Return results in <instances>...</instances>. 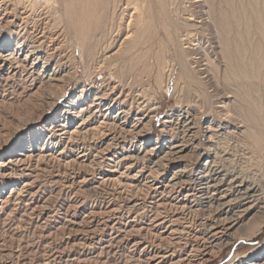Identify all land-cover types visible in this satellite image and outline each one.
I'll list each match as a JSON object with an SVG mask.
<instances>
[{"label":"bare ground","instance_id":"bare-ground-1","mask_svg":"<svg viewBox=\"0 0 264 264\" xmlns=\"http://www.w3.org/2000/svg\"><path fill=\"white\" fill-rule=\"evenodd\" d=\"M8 1L2 0L3 15L0 12L3 99L13 95L6 100L22 101L26 97L25 101H33L37 107L53 108L79 74L78 55L81 65L92 62L95 66L90 69L89 83H83L49 121L22 139L29 143V151L33 142H41L37 154H23L25 158L14 160L16 168H5L13 163L8 162L1 169L2 179H6L17 174V166L22 167L20 177L33 178L22 187L42 179L51 187L60 184L64 188L41 204L36 200L38 191L31 193L23 215L38 212V224L33 227L30 218H22L15 228H8H20L26 235L12 250L17 262L2 253L6 245L0 243V264H110L101 257L111 258L126 247L131 233L127 228L133 230L143 218L154 228H163L165 234L170 232L168 238L157 234L158 243L151 235L147 240V235L144 250L149 251L148 260L128 255L129 264H148L154 259L156 264H192L193 258L206 264V255L220 253L237 241H252L263 232L264 0H45L46 7L49 2L56 4V19L51 14L55 20L50 19L49 26L39 13V21L34 20L32 30L25 34L20 29L13 31L15 21L8 20V15L16 16L20 7L21 13L28 12L27 17L19 15L26 28L24 24L39 12L40 0L9 1L12 9ZM4 28L6 35L1 34ZM41 37L52 44L45 45ZM155 64L162 67L163 74L159 68L154 71ZM105 71L110 76L96 88L97 77ZM153 73L157 90L165 87L166 80L177 79L176 106L161 120L157 134L152 130L160 106L149 102L157 98L158 91L146 87ZM113 82L118 84L111 85ZM118 87L126 93L122 100L120 94L113 97ZM81 116L82 121L73 126L74 119ZM56 131L65 142L61 154L67 148L82 149L77 157L84 159L65 162V170L54 164V152L45 153L47 148L53 149L54 142L59 143ZM91 151L96 152L92 165L103 168L108 159L113 171L123 167L120 175L127 173L132 180H120L118 190L110 173L94 179V166L87 171L91 178L83 175L77 182L79 193L71 194L77 184L75 176L81 174L80 167L87 168L84 162ZM69 168L75 176L68 173ZM133 169L137 173L129 177ZM26 170L30 172L24 174ZM7 182H0L1 189ZM22 187L14 186L1 200L0 212L10 203L14 205L11 213H16L15 207L23 202ZM80 191L94 197L97 204L82 220L72 216L61 222L57 230L65 228L68 235L62 234L59 243L56 229L50 231L58 215H52L56 198L64 193L83 208L87 202ZM36 203L39 205L32 206ZM134 211L136 215L130 218ZM7 219H3L2 230L10 223L11 218ZM110 219L117 221L104 240L105 223ZM117 232L127 236H113ZM74 234L83 236L78 242L82 249L99 244L100 251L94 256L75 252V243L71 244ZM114 247L118 250L113 251ZM225 264H264V247Z\"/></svg>","mask_w":264,"mask_h":264},{"label":"rangeland","instance_id":"rangeland-1","mask_svg":"<svg viewBox=\"0 0 264 264\" xmlns=\"http://www.w3.org/2000/svg\"><path fill=\"white\" fill-rule=\"evenodd\" d=\"M9 1H11L12 3H14L13 0H9ZM9 1L6 4L9 6V8L12 9L13 4H12V6H10L11 5V2H9ZM42 1H44V2H42ZM42 1L40 0V4L41 5H39L40 6L39 7L40 9H38L39 12H36L35 13L37 15H34V17H31L28 20V22L26 24H24V25H26V28H25V26H23V22H21V21H22V17L24 18V17H27L28 16V14H29L28 12H27V14L21 13L22 8L20 7L17 10V13H18L17 15L18 16L17 15L15 16V14H11V15L9 14L8 15V20L15 21L14 24L12 25V29L14 28L13 31H19V29H20L19 32H21V34H25V33L28 32L29 29H30V31L32 30L33 24L35 22L34 20L38 19V21H39L40 18H42V21L44 23H47L48 22V25L49 26H50L51 23H53L51 20L55 16V13H56V7H55L56 4L51 5L50 2H49V3H47V6L48 5L49 6L46 7L45 6L46 5V1L45 0H42ZM1 2H2V0H0V10L1 9L3 10V8H4L5 5H3V3L1 4ZM52 6H54V7H52ZM2 10L0 12H2V15H3V11ZM50 11L53 12V13H51ZM39 13H41L40 14L41 15L40 18L38 16ZM51 14L54 15V16L53 17H50ZM19 15L22 16V17H20ZM35 17H37V18H35ZM47 18H49V19H47ZM54 18L56 19V16ZM54 18H53V20H55ZM30 27H32V28H30ZM6 30H7L6 28L2 29L1 30V34L6 35L7 34V31ZM42 39L46 42L45 45H47L49 43L52 44V42H49L50 40H48L47 38H45V37L42 38L41 37V40ZM55 46H56V44H55ZM172 49L173 48H171V52L173 51ZM44 50H45V48H44ZM25 51L26 50H24V53L22 52V54H21L20 57H23L24 56ZM80 60H81V58H79V55H78V63H77V65L79 67V70H78V73L79 74H77V78L75 80H73V82L71 81L68 84V86H67V88L65 90L64 95L62 96V98L58 102L59 104L55 105V107H53V108H50V109L48 108L47 109L46 107H44V108L37 107L36 105H34L35 103L33 101L32 102L29 101L30 103L27 102V100L25 101L26 97L24 98V100L22 99V101H19V99L17 101L16 100L15 101L14 100L7 101V100H9L8 98L9 97H12L13 95L12 96H9L8 98H4V99L0 95V182H2L3 180H8L7 185L3 189H1L2 186H0V207H2V201L1 200L4 197H7V196H9L11 194V191L14 188V186L21 188L22 187V184L25 181H32L31 179H33L29 175H26V177H20L22 175L21 174L22 172L20 170L22 167H20V166H17L18 167V171H16L17 174L15 176H11L9 178L2 179L3 177H2V173H1L2 170L1 169L3 168V166L5 164H9L8 162H10V163L13 162L14 165H12L13 164L12 163L8 167H5V168H16V166H15L16 165L15 164L16 162L14 161L16 158H25V155H23V154H26V155H28L30 153L37 154V152H38L37 150H39V148H40V145L39 144L41 142L38 141L37 143H39V144L33 142V147H30V151H32V152H30L29 149H28L29 143H26V141H22V139L27 138V134L33 132L35 130V128H37L41 124H44L46 121H49L56 114V112L59 109H61V105L64 104L65 101H67L72 95H74L75 93H77V91L81 88V85L83 83L84 84L85 83H89V76L91 74V71H93L92 66L94 67L95 65H93L92 62H89L88 63V66H86L85 64H82L81 65L82 60L81 61ZM40 66H42V63H40ZM157 68H159V67L157 66V64H155L154 71H157L158 70ZM161 68H159V70L163 74L164 73V70L161 69ZM90 69H92V70L90 71ZM153 75L154 76H152L151 79H149L148 82H146V83L149 84V85L147 84L146 87L147 88L153 87V89H154V91L156 93L158 91V96L159 97L157 96V98H155V99H153V100H151L149 102V105H151V106H153V105L160 106L159 115H158L157 121L154 122L153 130H152V133L157 134V131L160 129L161 120L164 118V116L169 111H171L172 109H174L175 106H176V100H175V97L173 95V92H174V87H175V84H176L175 80H177V79L172 80L169 83H167V80L164 78V81L165 80L166 81L163 82L162 87L165 86L167 89L164 87L161 90H157V87L158 86H157V84L155 82V79H154L155 78V74L153 73ZM109 76H110V73L108 71H105L104 73H102L99 77H97V80L95 82V87L96 88H99L104 83V80L106 78H108ZM117 82H118V79H117ZM164 83H166V84H164ZM113 84L115 85V84H118V83H116V82L111 83V85H113ZM151 84H153V85H151ZM172 85H173V87H172ZM120 91H121V88L118 87L116 89L115 94L113 95V97L120 94L119 95L120 96V100H122L123 98H125L126 93L123 92L124 93L123 94ZM125 91L127 92V90H125ZM36 97L38 99V96H36ZM141 106L143 107V105H141ZM77 110H79V108H77ZM85 115L87 117L89 114L86 113ZM97 120H99V118ZM81 121H82V116L81 117H78V118H75L74 119L73 126H77ZM91 126L92 125H89L88 128H90ZM56 138L59 139V143L55 145V142H54L52 144L53 145V149L50 151V148H47L46 151H45V153H50V152L52 153V152H54V156L57 157V160H55L56 162L54 164H61V166L62 165L63 166H66L67 161L77 160L76 162L78 163L79 161H81V159L82 160L84 159V158H78L77 157L78 154H79V151H81L82 149H80L78 151L77 150H73V151L71 150L73 152V153H71V151L70 150L68 151V148H67V149H65L66 152L61 154L60 152L64 149L65 142L63 141V138H60L59 137V131H56ZM25 143H26L27 146L26 145L24 146ZM31 148H33V150H31ZM60 154H61V156H60ZM95 154H96L95 151H91L90 156H88L89 158L85 160L84 164L87 165V168L86 167H80L78 164L76 165V168L77 167L78 168L80 167L79 170L81 171V174H78V175L75 176V174L73 173L72 169H70V168L67 169L68 170V173H70V175H72V176L74 175L75 176L76 183L83 178V175H87L90 171L93 170V167L96 166L95 164L92 165L90 163L91 160H93V159L95 160V158H93V157H95ZM58 158H60V159L58 160ZM106 161H107V163H106ZM106 161L104 162V166L105 167H103V168H99L98 166L94 167L97 170H99V169L101 170V171L100 170L99 171L96 170L95 175H94V179L99 180L98 177L103 176V174H105V173H110V174L114 175V176H112V178H116V181H118V182L115 181V187L118 188V190H121V187L122 186L119 184V183H121L120 180L123 179L122 182H125V183L127 182L128 183L132 179L127 178V176H126L127 173L124 174L123 176L120 175L122 171H125V168L121 167V168L118 169L119 172H115V171H113V168H114L113 166H111V165L108 166L109 160L106 159ZM88 165L89 166L91 165V166L89 167ZM63 169L65 170L64 167H63ZM79 170L77 169V171H79ZM87 171H89V172H87ZM29 172L30 171L26 170V172L24 174H28ZM129 173H130V175H129V177H130V176H134V174L137 173V172H136L135 169H133V170H130ZM124 176H126V177H124ZM87 177H90L91 178L92 175H87ZM57 179H60V178L58 177ZM15 181H16L17 184L15 183ZM18 182L21 183V184H19ZM41 182H44V183H41ZM116 183H117V185H116ZM33 185L32 186H28V188L27 187H22V188H25L26 191L24 189H22V191H21V193H23V194L20 195V197H21V200H23V202L19 203L15 207V208H17L16 210H14V211H16V213H14V214L11 213V210L12 209H10V208H13L14 205L13 204H10V203L7 205L8 207L6 206L0 212V218H1L0 219V224H1L0 225V236L2 238V239H0V243L2 242V243H4L6 245L4 247L5 248V251H3L2 253L6 254L7 256H10L11 260H15V261L17 260L16 257L12 254V250L16 249V246L19 243V240L21 239V237L23 235H26V234L20 228L18 230L17 229H14L12 231L11 230H8V228L9 227L10 228H15L17 226L19 220L21 221L22 218L23 219H26V220L30 218V221L33 223L31 226H33V227L38 224V220L39 219L36 218V214H39L38 212L35 213V214H33V215H29V216L28 215L27 216L26 215L25 216L23 215L24 212H25L24 209L27 208V206H25L24 203L28 200V197L29 196L32 197L31 196V193L33 194L34 192H37L38 191V193L36 195V197H37L36 200H38L40 202L39 204H41V203H43L46 200V199L44 200V198H48L51 194L54 195V194H56V192L58 190H60L61 188H64L60 184H59V187L56 186L57 188L56 187H53V186L51 187V184L49 182L43 181L42 179H41V181L35 182ZM43 185L46 186L47 188L44 187ZM50 189H52V191L54 190L53 193H50V191H49ZM79 189H80L79 188V183H77L76 184V188L73 190V192L71 194H74V192H76V191L79 193V191H78ZM131 189H132L131 187H128V190H131ZM134 190H135V188H134ZM80 193L82 194V196H85V200H86L85 202H87L86 203L87 205H85L86 207H83V208L82 207H79L76 204V202H75L76 199H72L69 196H65L64 193L61 195L60 198H56V200H57L56 201V206H55L56 208H55V211L53 212L52 215H54L55 213L58 214V215H56V218H57L56 221H52V225H54V226L51 227L50 231H52V230L54 231L56 229V233H57L56 234V236H57L56 237V241H59V243L61 242V237L63 235L64 236H67L68 235L67 234L68 230H66L65 228H60V230L65 231V232H62V231L60 232L59 229L57 230L58 227H61L62 226V223L61 222H65V220L67 218H70L72 216H74V219H76L78 221L79 220H82V218L85 217L89 213L90 209L93 208V207H95V205L97 204V201L94 199V197H92L90 195H85V193H83L82 191H80ZM17 194L15 193V195H17ZM130 194H133V193H130ZM53 195H51V197ZM39 204L38 203L32 204V206L39 205ZM21 206H23V207H21ZM95 209L97 210V208H95ZM135 215H136V211H134L130 215V218H132V217L134 218ZM7 217H8V219L11 218L10 221L7 219L8 222H10V223H8V226L5 229L2 230V225H3V221H4L3 219H5ZM45 217H46V215H44V218ZM44 218L43 219H40V223H42L43 221H45ZM137 218L138 217H136V219ZM143 220L142 221L139 220L140 223L137 221L136 226L135 227L132 226V229L133 230L130 229L131 226L127 228V230L129 229L131 231V233L128 236V239H129L128 242H129V244H127L126 247L123 246L120 249L121 251H119L117 254H115V256H113L111 258L106 257V255H103V257H101L102 260H108L109 259L110 260L109 261L110 264H123V263L129 264V263H127L131 259V257H129V256H132L134 258L137 257V258H140L141 260H143V259L144 260L145 259L148 260L147 258L149 257V254H148L149 251L146 252L144 250V246L147 245L146 242H145L146 241V238H147V235H148L147 240H150L149 236L151 235V236H154V238H152L151 240L154 239L153 241L155 243H158L159 241H158V239H156V237L158 236L160 238L159 235H161V237L163 236V237L168 238V235H169V232L170 231H168L165 234L163 232V228L162 229L161 228H154L153 225H151V223L149 222V220L147 221V219L145 220V218H143ZM115 221H117V220H115ZM115 221H114V219H110V220H108V222H106L107 224L105 223V225H106L105 226V229H106L105 232L106 233L103 236L104 240L109 238V236H107V234H109V233L112 232L111 229H110V227L112 225H114ZM21 225H23V224H21ZM117 226H119V225H116V227ZM102 227H103V225H102ZM138 228H142V230H141V233L142 234L141 233L140 234L137 233V230L136 229H138ZM4 230H6V231H4ZM149 232H152V234H150ZM116 234L117 235L118 234H122V236H127V235H125V232H117V233L113 234V236H115ZM82 237L83 236L81 234H78V235L77 234H74V237H73V240L71 241V244H74L75 243V246H73L74 249H75V252H81V253H83L85 251V254H88L89 253L90 255H93V256L96 255L100 251V249L98 248L99 247L98 246L99 244H94L93 249L86 248V247L84 249H82L81 248L82 246L81 245H78L79 244L78 242H80V239ZM104 240H103V242H105ZM136 242H138V245L137 246L134 245L135 246L134 247L133 244L136 243ZM263 247H264V229H263V232L261 234H259L258 237L255 238L252 241H249V242H247V241L246 242H244V241H237V242L231 244L229 247L225 248L224 250L220 251V253L217 252V254L212 253V255L211 254L206 255L205 258H206V260H208L206 264H225V263L229 262L234 257L235 258L236 257L238 258V256L245 255V254L251 252L253 249L262 250ZM117 250L118 249L116 247H114L113 251H117ZM188 250H189V248H188ZM126 256H128V257H126ZM101 258H98V259H101ZM125 258H126V260H125ZM127 258H129V260ZM193 259H192L193 260L192 261V264H199V260H197L196 258H193ZM157 261H158L157 259L156 260L154 259L153 261L152 260H149L148 261V264H156ZM8 264H10V263H8ZM163 264H170V263L169 262H165Z\"/></svg>","mask_w":264,"mask_h":264}]
</instances>
